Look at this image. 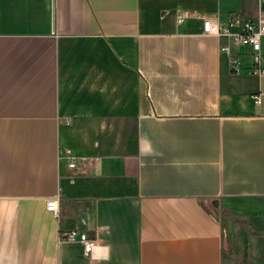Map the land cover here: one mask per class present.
<instances>
[{
	"label": "crops",
	"instance_id": "1",
	"mask_svg": "<svg viewBox=\"0 0 264 264\" xmlns=\"http://www.w3.org/2000/svg\"><path fill=\"white\" fill-rule=\"evenodd\" d=\"M261 15L264 0H0V264H264V74L202 31Z\"/></svg>",
	"mask_w": 264,
	"mask_h": 264
},
{
	"label": "built area",
	"instance_id": "2",
	"mask_svg": "<svg viewBox=\"0 0 264 264\" xmlns=\"http://www.w3.org/2000/svg\"><path fill=\"white\" fill-rule=\"evenodd\" d=\"M263 1V0H261ZM235 20L231 17V23ZM202 31L204 34L214 35V36H228L230 39V44H221L219 50L222 53L233 55L232 46L239 48L241 46H248L253 55V69L254 74H264V67L261 66L260 56L258 51L260 49V38L264 36V15H261L256 20L244 21L241 28L237 31H232L228 25H221L219 23L213 22L210 19H205L202 23ZM231 58V63H235V54ZM65 154L63 157L68 163L69 167L75 166V159L71 155L69 149H65ZM47 210L57 213V206L55 198H51L46 202ZM63 238L68 241H78L81 243L83 252L85 255H90L95 246H97V240L95 237L90 236L87 232L81 231L77 228L67 230Z\"/></svg>",
	"mask_w": 264,
	"mask_h": 264
}]
</instances>
